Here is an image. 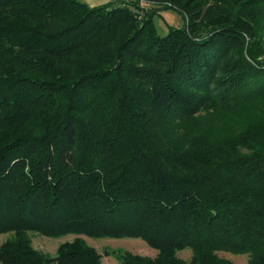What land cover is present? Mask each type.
I'll return each instance as SVG.
<instances>
[{"label": "trees", "instance_id": "1", "mask_svg": "<svg viewBox=\"0 0 264 264\" xmlns=\"http://www.w3.org/2000/svg\"><path fill=\"white\" fill-rule=\"evenodd\" d=\"M117 1L0 0V264H264V0Z\"/></svg>", "mask_w": 264, "mask_h": 264}, {"label": "rangeland", "instance_id": "2", "mask_svg": "<svg viewBox=\"0 0 264 264\" xmlns=\"http://www.w3.org/2000/svg\"><path fill=\"white\" fill-rule=\"evenodd\" d=\"M90 5L103 4L104 0H82ZM144 11L147 6H152L146 0H140ZM133 8V6H132ZM156 24L161 34H166L170 27H180L184 24V19L180 13L174 10H166L161 16L156 18ZM13 236V233L0 234V248L2 244ZM28 237L35 249L43 254L56 257L60 245L65 242L74 241L77 237H81L87 245L95 248L102 256L103 264H122L120 255L124 253H132L134 255L155 258L157 250L151 247L145 240L139 237H91L87 235L67 234L59 237H51L40 234L36 231H29ZM178 255L189 264L192 251L186 249L179 251ZM221 257L230 259L235 264H247L249 256L247 254H233L229 252H219Z\"/></svg>", "mask_w": 264, "mask_h": 264}, {"label": "crops", "instance_id": "3", "mask_svg": "<svg viewBox=\"0 0 264 264\" xmlns=\"http://www.w3.org/2000/svg\"><path fill=\"white\" fill-rule=\"evenodd\" d=\"M107 2H113V3H115V4L118 3L117 0H104V1H103V3H107Z\"/></svg>", "mask_w": 264, "mask_h": 264}]
</instances>
